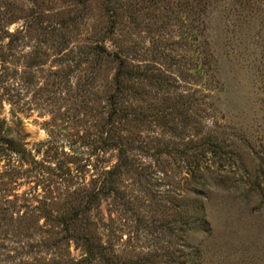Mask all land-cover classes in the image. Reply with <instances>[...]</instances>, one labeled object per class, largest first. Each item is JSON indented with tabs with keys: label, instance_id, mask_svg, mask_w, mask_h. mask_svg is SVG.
<instances>
[{
	"label": "rangeland",
	"instance_id": "1",
	"mask_svg": "<svg viewBox=\"0 0 264 264\" xmlns=\"http://www.w3.org/2000/svg\"><path fill=\"white\" fill-rule=\"evenodd\" d=\"M0 264H264V0H0Z\"/></svg>",
	"mask_w": 264,
	"mask_h": 264
},
{
	"label": "trees",
	"instance_id": "2",
	"mask_svg": "<svg viewBox=\"0 0 264 264\" xmlns=\"http://www.w3.org/2000/svg\"><path fill=\"white\" fill-rule=\"evenodd\" d=\"M113 25V23H112ZM115 59L117 61V70H116V73H115V82H116V86H117V91L119 90V87H120V84H121V81L125 78V77H130L128 75H135L136 71L134 74H129V71L126 69V65H125V61L117 54L115 53ZM116 96H117V93H115L114 95L111 96V104L113 105V109H115V104H116ZM114 111V110H113Z\"/></svg>",
	"mask_w": 264,
	"mask_h": 264
}]
</instances>
